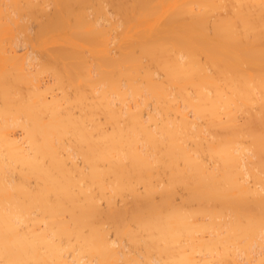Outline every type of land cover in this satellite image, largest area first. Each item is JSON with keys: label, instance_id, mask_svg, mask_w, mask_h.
<instances>
[{"label": "bare ground", "instance_id": "6f19581e", "mask_svg": "<svg viewBox=\"0 0 264 264\" xmlns=\"http://www.w3.org/2000/svg\"><path fill=\"white\" fill-rule=\"evenodd\" d=\"M0 264H264V0H0Z\"/></svg>", "mask_w": 264, "mask_h": 264}]
</instances>
